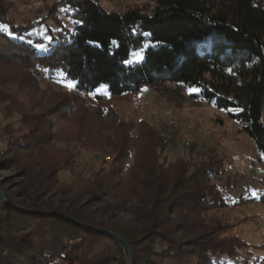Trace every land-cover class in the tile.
Masks as SVG:
<instances>
[{"label": "trees", "instance_id": "trees-1", "mask_svg": "<svg viewBox=\"0 0 264 264\" xmlns=\"http://www.w3.org/2000/svg\"><path fill=\"white\" fill-rule=\"evenodd\" d=\"M51 9L24 25L0 9V24L24 37L0 31V84L21 97L0 91L5 115L20 120L4 129L0 169H19L25 183L18 193L0 182L10 205L0 194V264H226L221 258L239 256L247 244L207 216L227 206L211 184L220 167L167 160L165 139L143 121L122 120L112 101L166 83L198 88L191 101L240 122L264 163V2L156 0L150 11L114 13L92 0H58ZM41 26L47 42L33 35ZM146 42L156 47L126 66ZM58 71L69 91L41 86L42 73ZM102 85L107 95H92ZM55 142L102 156L98 169L62 181L76 154ZM52 194L64 199L54 204Z\"/></svg>", "mask_w": 264, "mask_h": 264}, {"label": "rangeland", "instance_id": "rangeland-1", "mask_svg": "<svg viewBox=\"0 0 264 264\" xmlns=\"http://www.w3.org/2000/svg\"><path fill=\"white\" fill-rule=\"evenodd\" d=\"M58 0H0V9L8 10V15L19 25L38 21L44 13L53 9ZM96 1L107 12L125 13L131 9L150 11L156 0H92ZM264 2V0H262ZM51 9V10H52ZM66 22L64 19L63 24ZM71 25V24H70ZM47 26L57 36L62 31L52 21ZM35 37L49 40L43 26L37 27ZM156 45L146 42L142 55ZM40 53L46 49L36 47ZM140 51V50H138ZM132 60V55L127 61ZM143 60L126 63V66L139 64ZM42 87L51 86L58 90L69 91L68 82L58 71L49 77L41 74ZM105 86V85H102ZM101 88V86L99 87ZM98 88V89H99ZM0 91L5 96L16 98L14 89L9 83L0 84ZM188 88L182 85L166 83L156 87H143L133 95L117 98L112 106L124 121H131L136 126L140 121L152 127L156 133L165 139L163 156L173 162L181 159L189 165L201 162H214L220 167L219 173L213 177L211 184L222 187L227 206L207 214L208 218L228 228V236H237L246 247L239 256L225 260L226 264H264V163L254 142L243 131L242 124L228 117L227 111L217 109L204 101L192 102ZM92 95H107V86L103 91H94ZM7 100L0 101V148L4 146L7 134L4 129L10 126L17 130L20 124L16 113L5 115L4 106ZM7 116V117H6ZM264 120V113L262 115ZM55 148L68 149L76 154L72 169L63 170L60 179L70 182L72 175L82 172L88 175L98 169L102 156L85 151L80 145L55 142ZM0 182L9 192H18L24 179L19 169L15 167L0 169ZM19 193V192H18ZM53 195V194H52ZM48 200L57 204L64 198L48 196ZM241 198L253 200L239 204ZM47 200V199H46ZM71 197H68V202ZM85 200H81L83 204ZM99 206V204H96ZM124 214H120L123 216ZM59 264V263H55Z\"/></svg>", "mask_w": 264, "mask_h": 264}, {"label": "snow or ice", "instance_id": "snow-or-ice-1", "mask_svg": "<svg viewBox=\"0 0 264 264\" xmlns=\"http://www.w3.org/2000/svg\"><path fill=\"white\" fill-rule=\"evenodd\" d=\"M0 31H2V32H4V33H7V34H8L11 38H13V39H20V40H23V39H24L23 36L17 37V36H15L14 33L9 32V28H8V25H7V24H0ZM145 35H148V34L145 33ZM29 43H31V42H29ZM37 47L42 48L43 46H42V45H37ZM142 53H143V49H141L140 51H134V52H132V53H131V55H132V60L125 61V62H126V63H132L133 61H139L140 59L143 58ZM67 86H68L69 88H73V87H74V85H72V84H69V85H67ZM104 87H105V86H101V88L97 89V91H98V92H99V91H103ZM189 91H190V92H197V93H198L200 90H199L198 88H190ZM91 94H92V93H89V95H91ZM229 111H232V110L229 109Z\"/></svg>", "mask_w": 264, "mask_h": 264}, {"label": "water", "instance_id": "water-1", "mask_svg": "<svg viewBox=\"0 0 264 264\" xmlns=\"http://www.w3.org/2000/svg\"><path fill=\"white\" fill-rule=\"evenodd\" d=\"M0 194H1V197L3 198V200H4L5 205H6V206H10V205L8 204V202L6 201L4 195H3L2 193H0ZM11 207H12V206H11ZM12 208L14 209V207H12ZM119 239L122 240L121 238H119Z\"/></svg>", "mask_w": 264, "mask_h": 264}]
</instances>
